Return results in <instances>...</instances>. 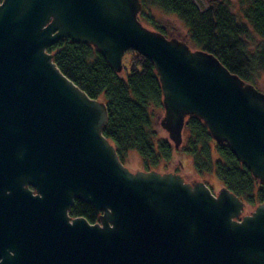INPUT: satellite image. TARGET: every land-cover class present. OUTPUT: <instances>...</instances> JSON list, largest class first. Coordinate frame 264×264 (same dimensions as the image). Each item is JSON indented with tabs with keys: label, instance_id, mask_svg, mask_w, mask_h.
<instances>
[{
	"label": "water",
	"instance_id": "obj_1",
	"mask_svg": "<svg viewBox=\"0 0 264 264\" xmlns=\"http://www.w3.org/2000/svg\"><path fill=\"white\" fill-rule=\"evenodd\" d=\"M140 0L0 2V264H264V204L177 173L130 171L104 137L106 105L58 69L49 46L95 47L116 73L152 62L174 146L188 116L264 185V92L212 54L138 19ZM31 187L32 189H30ZM79 199L99 222L68 212Z\"/></svg>",
	"mask_w": 264,
	"mask_h": 264
},
{
	"label": "trees",
	"instance_id": "obj_2",
	"mask_svg": "<svg viewBox=\"0 0 264 264\" xmlns=\"http://www.w3.org/2000/svg\"><path fill=\"white\" fill-rule=\"evenodd\" d=\"M2 1V0H0ZM139 21L165 37L166 28L152 17V8L175 16L187 29V41L196 49L214 55L229 72L256 87L264 72V0H140ZM172 32V31H170ZM256 36L258 41L252 39ZM58 69L88 97L106 105L107 123L103 135L114 146L124 164L129 152H136L148 172L173 159L176 150L157 129L163 111L162 90L156 70L148 59L132 50L125 53L123 69L114 72L92 45L60 39L48 47ZM124 55V56H125ZM186 144L200 175L213 172L223 187L244 204H264V185L241 164L226 144L212 140L207 127L195 116L184 125ZM68 215L83 217L90 224L99 214L82 200H74Z\"/></svg>",
	"mask_w": 264,
	"mask_h": 264
},
{
	"label": "rangeland",
	"instance_id": "obj_3",
	"mask_svg": "<svg viewBox=\"0 0 264 264\" xmlns=\"http://www.w3.org/2000/svg\"><path fill=\"white\" fill-rule=\"evenodd\" d=\"M205 3L213 2L217 0H202ZM233 4L235 3V0H229ZM151 15L159 23L160 26H163V28H166L168 34L167 38L172 39L175 38L179 41L185 42L191 50H195V46L190 45L187 41V29L183 22H181L179 19H177L175 16L172 15H166L162 13L157 8H152ZM139 19V18H138ZM145 27H147L150 30H153L152 27L149 26V24L144 23ZM172 31V32H170ZM252 39L258 41L256 36H251ZM126 55L123 57V62H125ZM258 81L256 82V88L260 91L264 92V72L260 71L257 76ZM164 116V109L161 113V116L158 120L157 129L160 132L161 136H163L166 140H168L172 146L176 149L173 153V159L168 161L167 163H159L156 167L150 168V171H156L158 173H177L181 175V177L184 179L185 182L189 184H193L195 182H203L207 185V187L212 191L214 195H217L219 191L222 189L223 185L221 182L216 178L213 172L211 173H204L200 175L198 172L194 170L193 163L191 161L190 155L182 153V147L184 144H186V129H183L182 132V142L179 146H174V144L169 140V135L167 131L161 126V119ZM188 116L186 120L189 118ZM213 140V139H212ZM123 164V163H122ZM130 171H143L147 172L142 164V159L139 157V155L136 152H129L127 155V158L124 162V164ZM257 206L255 205H249L245 204L243 209L241 210V213L236 218V220H241L243 216H249L252 212H254L255 208Z\"/></svg>",
	"mask_w": 264,
	"mask_h": 264
},
{
	"label": "flooded vegetation",
	"instance_id": "obj_4",
	"mask_svg": "<svg viewBox=\"0 0 264 264\" xmlns=\"http://www.w3.org/2000/svg\"><path fill=\"white\" fill-rule=\"evenodd\" d=\"M30 189H32L31 187H29Z\"/></svg>",
	"mask_w": 264,
	"mask_h": 264
}]
</instances>
